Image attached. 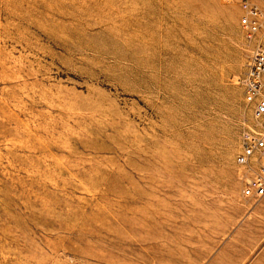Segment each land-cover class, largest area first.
<instances>
[{
  "label": "rangeland",
  "instance_id": "rangeland-1",
  "mask_svg": "<svg viewBox=\"0 0 264 264\" xmlns=\"http://www.w3.org/2000/svg\"><path fill=\"white\" fill-rule=\"evenodd\" d=\"M237 0H0V264H264Z\"/></svg>",
  "mask_w": 264,
  "mask_h": 264
},
{
  "label": "built area",
  "instance_id": "built-area-1",
  "mask_svg": "<svg viewBox=\"0 0 264 264\" xmlns=\"http://www.w3.org/2000/svg\"><path fill=\"white\" fill-rule=\"evenodd\" d=\"M237 4L241 28L251 45L239 84L257 123L243 135L237 165L242 171L244 197L258 201L264 197V0H237Z\"/></svg>",
  "mask_w": 264,
  "mask_h": 264
}]
</instances>
